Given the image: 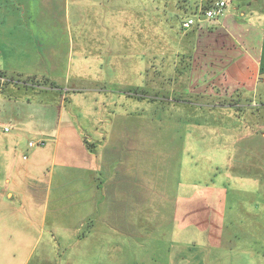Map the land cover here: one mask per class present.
Returning <instances> with one entry per match:
<instances>
[{
  "label": "crops",
  "instance_id": "0c3cea01",
  "mask_svg": "<svg viewBox=\"0 0 264 264\" xmlns=\"http://www.w3.org/2000/svg\"><path fill=\"white\" fill-rule=\"evenodd\" d=\"M59 1L19 0L18 6L29 7L33 28L0 30L3 260H13L21 252L28 260L43 239V260L60 255L68 264L97 260L96 246L100 245L94 236L103 228L98 224L108 226L111 236L108 221H115L113 230L121 222L127 223V213L134 210L122 203L134 196L138 198L137 210L144 213L148 201L141 197L146 191L149 198L151 177L159 180L161 160L153 150L165 148V128L157 124L151 127L149 108L115 109L117 104L127 106L133 96L264 99V0H231L216 20L199 22L195 18V24L187 29L177 20L173 51L183 52L184 59L174 66L178 79L175 77V88L170 92L160 85L151 89L149 83L151 67L159 78L165 77L166 64L158 55L167 51L166 0H151L150 5H144L142 14L137 11V18L142 16L147 28L150 29L146 16L157 21V41H147L149 33L143 40L145 46L140 50L145 56L137 54L134 37L128 39L127 34L124 40L117 41V47L130 46L106 49V53L110 52L108 70L111 74L114 68L115 77H103L98 88L119 86L123 93L118 97L86 93L97 90L91 85L99 80L87 78H97L90 70L93 64L80 58L70 63L71 47L66 34L52 24V13L57 17L64 14L57 5ZM198 23L202 24L197 26ZM91 49L97 51L95 47ZM152 53L158 57L152 59ZM75 67L76 76L71 73ZM263 112L260 109L254 113V121L247 120L250 127H264ZM154 132L157 136L151 139ZM30 142L34 144L29 146ZM262 143L264 132L258 139V144ZM151 166L158 172L150 175L154 171ZM214 190L207 192L213 195ZM186 205L179 203L175 209L180 217L193 222V203Z\"/></svg>",
  "mask_w": 264,
  "mask_h": 264
},
{
  "label": "rangeland",
  "instance_id": "374dc122",
  "mask_svg": "<svg viewBox=\"0 0 264 264\" xmlns=\"http://www.w3.org/2000/svg\"><path fill=\"white\" fill-rule=\"evenodd\" d=\"M225 1L227 9L231 0ZM18 2L0 0V30L33 28L28 18L29 7L18 6ZM204 2L166 0L167 51L158 55L166 64L165 77L159 78L157 70L149 68L151 89L160 85L170 92L175 88L178 72L174 66L183 61L184 53L173 51L174 24L187 17L196 18L199 5L203 7ZM151 3V0H60L57 3L64 14L57 17L52 13V24L66 34L67 45L71 47L70 63L80 58L93 64L90 70L97 78L91 79V75L87 78L99 82L93 83L91 88L102 86L103 77H115L112 74L115 69L111 68V74L108 70L110 52L106 53V49L117 47V41L124 40L126 34L128 39L134 37L139 55H144L143 40L149 37L147 41H157L155 17L149 20L146 16L150 29L143 24L142 16L137 18L138 9L142 14L144 5ZM126 46L130 45L117 48ZM151 55L152 59L158 57L156 53ZM80 70L87 74L82 66ZM71 73L76 76L77 67ZM119 90L122 88L114 86L86 93L118 97L123 93ZM242 98L133 96L127 106L122 102L116 105L115 109L121 106L127 110L149 108L151 127L157 124L165 128V148L153 150L157 157L160 155V176L158 181L150 178L149 198L146 191L141 197L148 201L144 213L137 210V196L122 203L134 210L127 213L128 227L126 222H121L119 228L113 230L115 221L109 220L110 236L108 226L98 224L103 228L94 236L100 245L96 246L97 260L80 264H264V143L258 144L264 127H250L247 121H254V113L264 109V99L257 98L254 102ZM252 103L255 105L251 106ZM243 124L249 128L243 129ZM162 131L161 128L160 141H163ZM156 136V132L152 133L151 139ZM153 169L150 175L158 172L156 167ZM208 189H215L218 194L209 195ZM179 203L185 206L193 203V222L180 217L175 209ZM44 242L43 239L36 244L28 260L24 252L17 253V250L13 260L0 258V264H68L61 260V255L57 259H41ZM22 247L26 251V246Z\"/></svg>",
  "mask_w": 264,
  "mask_h": 264
},
{
  "label": "built area",
  "instance_id": "2783aa9c",
  "mask_svg": "<svg viewBox=\"0 0 264 264\" xmlns=\"http://www.w3.org/2000/svg\"><path fill=\"white\" fill-rule=\"evenodd\" d=\"M226 6V1L225 0H215L212 5L208 8H203L202 5H199L198 8V14L196 15L197 21L200 20H206V21H214L218 17H220ZM195 17H187L182 20V27L187 29L191 27L192 25L195 24ZM7 131V128L5 129ZM34 143L30 142L29 146H32Z\"/></svg>",
  "mask_w": 264,
  "mask_h": 264
},
{
  "label": "trees",
  "instance_id": "16d2710c",
  "mask_svg": "<svg viewBox=\"0 0 264 264\" xmlns=\"http://www.w3.org/2000/svg\"><path fill=\"white\" fill-rule=\"evenodd\" d=\"M214 1L213 0H205V5L203 4V8H208V7H210L211 5H212V3H213Z\"/></svg>",
  "mask_w": 264,
  "mask_h": 264
}]
</instances>
